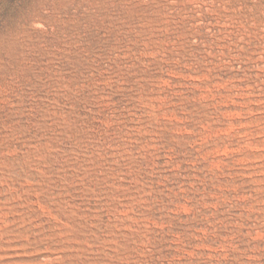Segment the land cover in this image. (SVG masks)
Segmentation results:
<instances>
[{
  "label": "rangeland",
  "instance_id": "obj_1",
  "mask_svg": "<svg viewBox=\"0 0 264 264\" xmlns=\"http://www.w3.org/2000/svg\"><path fill=\"white\" fill-rule=\"evenodd\" d=\"M0 264H264V0H0Z\"/></svg>",
  "mask_w": 264,
  "mask_h": 264
}]
</instances>
